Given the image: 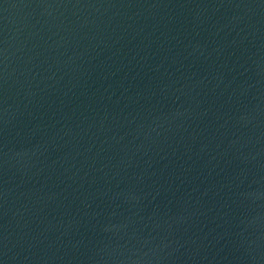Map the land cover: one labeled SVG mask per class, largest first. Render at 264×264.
I'll use <instances>...</instances> for the list:
<instances>
[{
	"label": "water",
	"instance_id": "1",
	"mask_svg": "<svg viewBox=\"0 0 264 264\" xmlns=\"http://www.w3.org/2000/svg\"><path fill=\"white\" fill-rule=\"evenodd\" d=\"M0 264H264V0H0Z\"/></svg>",
	"mask_w": 264,
	"mask_h": 264
}]
</instances>
